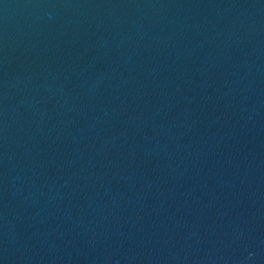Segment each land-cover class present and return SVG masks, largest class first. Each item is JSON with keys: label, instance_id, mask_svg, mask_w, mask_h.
Wrapping results in <instances>:
<instances>
[{"label": "water", "instance_id": "1", "mask_svg": "<svg viewBox=\"0 0 264 264\" xmlns=\"http://www.w3.org/2000/svg\"><path fill=\"white\" fill-rule=\"evenodd\" d=\"M0 264H264V0H0Z\"/></svg>", "mask_w": 264, "mask_h": 264}]
</instances>
